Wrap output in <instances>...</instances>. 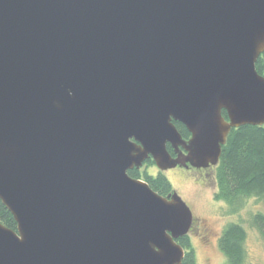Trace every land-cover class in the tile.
<instances>
[{"label": "water", "instance_id": "1", "mask_svg": "<svg viewBox=\"0 0 264 264\" xmlns=\"http://www.w3.org/2000/svg\"><path fill=\"white\" fill-rule=\"evenodd\" d=\"M262 53L264 0H0V264H181L190 208L128 171L263 126Z\"/></svg>", "mask_w": 264, "mask_h": 264}, {"label": "trees", "instance_id": "2", "mask_svg": "<svg viewBox=\"0 0 264 264\" xmlns=\"http://www.w3.org/2000/svg\"><path fill=\"white\" fill-rule=\"evenodd\" d=\"M258 74L264 76V53L255 63ZM222 116L227 119L226 113ZM181 137L187 140L190 136L186 128L173 122ZM171 154L170 146H167ZM145 167L155 166L149 158ZM131 178L146 182L157 194L166 197L171 194L172 186L163 173L150 175L147 171L132 169L128 171ZM216 192L214 199L225 203L231 214H237L251 198L264 204V125H245L231 129L225 144L221 146V155L215 166ZM0 222L5 227L16 230L12 215L0 202ZM251 225L258 230L264 239V213L257 212L251 216ZM246 233L240 223H230L221 233L218 246L225 255L228 264H242L245 258L244 242ZM184 249L181 264H196L193 250L187 236L177 240Z\"/></svg>", "mask_w": 264, "mask_h": 264}, {"label": "rangeland", "instance_id": "3", "mask_svg": "<svg viewBox=\"0 0 264 264\" xmlns=\"http://www.w3.org/2000/svg\"><path fill=\"white\" fill-rule=\"evenodd\" d=\"M150 175H156V166L140 168ZM203 172L192 168L176 167L163 172L169 180L172 191L187 204L193 215V224L187 235L193 250L196 264H228L220 251L218 240L223 230L230 223H240L245 230V258L242 264H264V239L251 225V216L257 212L264 213L263 202L251 198L237 214H231L225 203L214 199L216 192L215 170L212 180ZM206 179V180H205Z\"/></svg>", "mask_w": 264, "mask_h": 264}, {"label": "flooded vegetation", "instance_id": "4", "mask_svg": "<svg viewBox=\"0 0 264 264\" xmlns=\"http://www.w3.org/2000/svg\"><path fill=\"white\" fill-rule=\"evenodd\" d=\"M169 146V145H168ZM171 148V147H170ZM171 151H172V153H171V156L172 157H176V155H175V153H174V151L171 149ZM145 163V162H144ZM143 166H144V164H143ZM178 167H180V168H183V169H189V168H192V167H183V166H178ZM194 171H200V172H203L202 174L207 178V180H206V182H209V184H210V182H211V180H212V172L215 170V167H208V168H206V169H195V168H192ZM162 173V172H161Z\"/></svg>", "mask_w": 264, "mask_h": 264}]
</instances>
